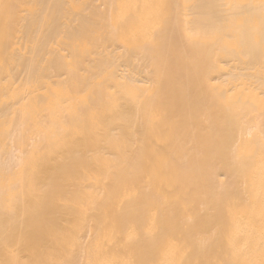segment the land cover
Instances as JSON below:
<instances>
[{
    "label": "bare ground",
    "instance_id": "1",
    "mask_svg": "<svg viewBox=\"0 0 264 264\" xmlns=\"http://www.w3.org/2000/svg\"><path fill=\"white\" fill-rule=\"evenodd\" d=\"M0 264H264V0H0Z\"/></svg>",
    "mask_w": 264,
    "mask_h": 264
}]
</instances>
